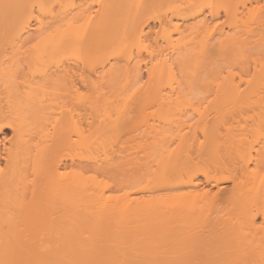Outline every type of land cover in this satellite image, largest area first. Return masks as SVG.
<instances>
[{"label": "bare ground", "instance_id": "bare-ground-1", "mask_svg": "<svg viewBox=\"0 0 264 264\" xmlns=\"http://www.w3.org/2000/svg\"><path fill=\"white\" fill-rule=\"evenodd\" d=\"M72 1L0 0V74L12 83L17 68L21 77L31 76H24L30 91L22 111L39 112L49 84L66 81L78 90L94 88L97 77L114 80L121 57L129 84L121 88L126 91L144 69L149 84L140 85L146 92L139 90L154 97L169 118L147 133L153 134L154 150L146 155L147 185L137 190L134 184L120 196L104 176L115 168L107 145L124 126L117 121L126 110L123 118L110 117L113 124L106 113V123L88 127L84 115L74 122L64 111L48 132L43 107L38 129L25 114L0 126V134L5 128L14 133L9 149L0 141L6 161L5 168L0 165V264H264V60L254 65L243 55L264 39L259 0H80L79 6ZM151 23L159 24L155 47L144 43ZM213 47L232 53L254 73H211L215 98L209 104L219 115L208 118L177 75L185 62L208 60ZM133 48H144L148 59L136 57ZM101 66L103 75L97 73ZM98 96L89 103L96 112L111 102ZM229 106L257 111V118L235 128L221 116ZM191 111L201 118L191 122ZM66 147L78 151L71 161L59 154ZM101 151L105 163L85 170V156ZM223 183L232 184L229 192Z\"/></svg>", "mask_w": 264, "mask_h": 264}, {"label": "rangeland", "instance_id": "rangeland-1", "mask_svg": "<svg viewBox=\"0 0 264 264\" xmlns=\"http://www.w3.org/2000/svg\"><path fill=\"white\" fill-rule=\"evenodd\" d=\"M74 1H72V2L75 3L74 5L77 4V6H79L78 3L82 2L80 0H74ZM98 1H100V3H101V0H98ZM98 1H97V3L92 2L94 5L93 8L95 11L99 9L98 4H100V3H98ZM259 2H260L259 5L264 7V0H259ZM81 5H82V3H81ZM222 22H224V18H222ZM255 24H257V23H255ZM151 25H152V27L149 30L150 35L148 36V39H151V40L146 39V41L144 43L146 44V46L151 44L152 45V46L150 45L151 47H153V46L155 47L156 46L155 45L156 44L155 38H156V33L158 32V29H159V24L151 23ZM258 25L259 24H257L256 27ZM148 41L150 43H148ZM145 44H143V45L145 46ZM143 49L144 48H142V50H141L142 53L140 50L135 51L136 49H134V48L132 51H134V53L137 52L138 54H140L139 56H137L138 55L137 53H136V55L134 54L136 57L142 58L143 61H146L148 59V57H147V54L145 52L146 50L144 51ZM218 50L219 49L213 47L212 51L210 52V57L209 58L207 57L208 60L206 59L207 61L203 60V58H200L201 62L197 61L198 59H195L196 62H194L193 64H191L193 61H190L191 63L189 61L187 63L185 62V64L183 63L184 64L183 67H180V69H178V70L180 71V74H181V72H185V74H188V75H184V73H182L181 76H179L180 75L179 73H178L179 75H177V77L182 78V79L181 78L180 79L184 82V85L187 84V86L189 85L188 87H191L193 89V93L195 94L196 100H193L192 102H194V101H195V103L198 102V105H196V107L198 106L199 112H204L205 113L204 116H208V118H213V117L219 115V113L218 114L215 113L216 112L215 107L213 109V107L209 104V102H211L213 100V98H215L214 95L212 94V89H211L212 87L208 86V84H209L208 81H209V79H211L209 77H210V75L212 76L211 73H214L219 77L220 74H218V73L223 74L225 72L223 75L221 74L222 76H224V75H226V73L228 71L231 70L233 73L245 76V74L247 73V71H246L247 68L251 71V74L254 73L252 71L253 67L249 68L250 65H248L249 67H247L246 65L240 66V64H238L239 61L236 59V57L234 58V55H230L232 53L229 52L230 54L227 55L228 52L227 53L223 52L224 53V55H223L221 50L220 51H218ZM7 55H9L8 52H7ZM243 55L246 57H249L250 58L249 60L252 61L251 63L254 65H257V64H255L256 62L254 61L255 62L254 63L253 60H257V62H261L260 60L263 61L264 60V39L262 41L256 40L255 43H253L252 45L249 46L248 50L245 53H243ZM108 57H110V56L109 55L106 56V59H108ZM112 58L109 59V62H107V65L109 64L111 66L110 62H114V60H113L114 58L113 59ZM100 60H102V59H100ZM115 60L118 61L117 59H115ZM116 61H115V63H116ZM119 61L120 62L122 61L121 57H120ZM119 61H118L117 67H121V68L120 69L118 68L120 71V72L119 71L118 72H119V75H121V74L122 75L119 77V75L117 74L118 72H117L116 73V75H118V76H116L117 79H116V77H114L116 80L110 79L111 77L109 78L108 76L106 78H104L101 82H99L100 79L99 80L97 79L98 77L96 78L97 80L96 79L92 80L93 83H95V82L97 83V84L95 83L96 84L95 86L96 87L98 86L99 89L98 88L95 89L94 85H93L94 88H92L91 86L90 87L89 86L82 87L79 85L78 90H76L75 88L72 89L71 87H69V86H71V84H70V82H66V81H64L62 83H61V81L57 82L58 84L61 83L59 85L49 84L50 86L44 88L45 90L47 89V91H46L47 95L45 94V99H43L44 101L46 100L43 104L44 106H42V109L39 108V112H41V111L43 112V107H45V109H44V111L46 110L45 113L47 112L46 114L48 115V113H49V115H50V118H49V115L47 118V119H50V120H48L49 122L47 121V123H49L50 125H47V123H46V125L49 126L47 128V129H49L48 132H51L50 130H52V125L55 123L53 125V126H55L56 122L61 119V117H62L61 115H63L62 112H64V111L67 112L66 113L67 116L73 118L72 120L74 122L80 118L81 114L84 115L85 119H86L85 126L88 127L89 124L95 125V126L100 125L103 122V120L107 117H109V119L112 118L113 120H115L116 118H118L120 116V113H121V117L122 116L124 117L125 116L124 110H126V117L125 118L122 117L123 119H121V121L119 120V122L117 121V123L121 122V124L125 122L124 126H121L123 128L120 127V129H119L120 132L117 133L118 135L115 134V136L113 137L114 139L113 138H112L113 140L111 139L113 144L108 142L109 144H112V145H110V146L107 145L108 146L107 149L111 148V150L109 149V151L106 152V149H105V151H104V152H106V155L109 156V154H110L109 157L113 158V161L111 160L112 161L111 163H113L112 165L115 168L113 171L112 170L110 172L108 171V173L105 176L103 175V173H102V175L104 176V179L107 180V182L112 183L113 194L116 196L123 195L124 193L132 190L131 187L134 184H138V185L140 184V186H138V185L136 186L137 190H139L142 187H144L145 185H147L148 182H147L146 178H144L146 175L143 176V173L146 172L144 169L147 168L148 160H149V163L151 162L150 161L151 157H147V156H149L150 152L151 153L154 152V150L152 148L153 144H151V142H153L152 141L153 138L152 139L150 138L151 137L150 135H152V137H153V134L149 135L147 133L148 132L150 133L152 131V129H151L153 127L152 124H154L153 128H155V126H156V128H158L160 126H164V123L166 122V118H169V117H165V116H169V115H166L164 112L163 113L165 114V116L161 115L162 108L159 107L160 104L158 105V102L156 99L153 100L154 97L152 98V100L150 99V97H152V96L148 97L150 99V101H148L149 99H147V96H146L148 94L143 93V92H146L147 90L145 91L144 88L143 89L141 88V86L145 87V85H143V84H146V82L149 81L148 76H147V72L144 69L140 72L141 75L140 74L137 75V76H139V79L137 77V79L134 80L136 82L133 81L134 83H132V84L130 83L131 85L129 87H126V91H124V88H121L125 82L126 78L124 76H126V74L124 72V68H122V67H124V65H122V64L125 61L124 62L122 61L123 63H120ZM143 61L141 62L142 65L145 63V62L143 63ZM204 61H205V63H204ZM102 62H104V60ZM93 63H95V62H92V64ZM201 63L203 64V67H202ZM107 65H105V68L108 71L110 66L109 65L107 66ZM186 65H187V67H185ZM199 65H201V67H202L201 69H200ZM181 66H182V63H181ZM258 66H259V63H258ZM22 67L20 69H22ZM25 67L23 69H25ZM98 68L97 69L99 71L97 73H100V75H103L102 74L103 71L106 72L105 68H103L102 66L98 67ZM194 68H196V69H194ZM17 69H16V71H17ZM23 69H22V71H23ZM26 70L28 71L27 67H26ZM26 70H24V73L26 72ZM181 70H183V71H181ZM192 70H193V72H192ZM5 71L6 70H4V72ZM16 71L14 72V69H13L12 74H11L13 76V72H14V74L16 73L17 77H18L15 79V82H13V83H12V81H14V79H12L10 76H7V75L2 76L3 75L2 72H1L2 75L0 74V126H5L11 120L12 121L14 119L16 120L17 118H20L25 114V117L27 119H29V122L31 123L32 127L37 128V125L41 124V120H40L41 118L37 117L39 112L35 111V113H36L35 114V113H32L31 111L30 112L26 111V113H25L22 111L23 107L21 108V106H24L23 103L25 101V98L28 97V93L30 91L28 81L31 80L30 79L31 76L29 78L28 77L29 75L27 74L28 72L25 73L24 76H26V74H27L26 78H29V80L26 79L27 80V83H26V80H24V76L21 77V75H20L21 73L16 72ZM19 71L21 72V70H19ZM193 73L195 76H192ZM86 74L89 75L90 73L87 72ZM190 74H191V76H190ZM100 75H98V74L91 75V77L93 79L96 76H100ZM15 76L16 75H14L13 77L15 78ZM104 76H106V75H104ZM122 76H123V78H121ZM5 77L6 78L9 77V78L6 79ZM193 77H194V79H193ZM218 77H217V79H218ZM248 77H249V79L251 78L250 76H248ZM10 78H11V80H10ZM120 78H121V80H123V79L124 80L120 81L119 80ZM6 80L7 81L9 80V82L11 81L10 82L11 84L9 82H7ZM118 81H120V82H118ZM188 81H190L191 86H190V84H188L189 83ZM212 81H215V79L214 80L212 79ZM210 82H211V80H210ZM128 85L129 84L127 83L125 86H128ZM127 88H130V89L127 90ZM139 88H141L143 90V92L141 89L139 90ZM146 88H147V86H146ZM120 89L121 90L123 89L122 91H124L125 93L121 92ZM185 89H186V87H185ZM137 90L141 91V93ZM135 91L139 92L140 95H139V93H136V95L134 96ZM132 93H134V94H132ZM97 95L101 96L99 98V99H101L100 102L105 100L106 103H109L108 101H111L109 103V105H107L108 107L106 105H104L105 102L103 103V105L101 103L100 104V105H102L101 108L100 107H99L100 109L98 108L99 112L94 111L92 109V106L90 107V104H89L90 100H92L91 98L92 97L97 98L96 97ZM130 95L132 96V98ZM81 96H83V98H84L83 102L80 101L81 99L79 100V98H82ZM111 105H112V107L110 108ZM104 108H106V110H104ZM108 108H110V109H108ZM107 109L109 110L108 112H106ZM190 110H192V109L190 108ZM216 110L218 111V109H216ZM224 110H225L224 112L221 111V116H222V114L225 113L226 115L224 114L223 118H224V116H228L227 118L226 117L225 118L226 119L229 118L228 119L229 123L231 122L230 125L233 124L235 126V128H237V127L239 128V127H242L245 125L246 126L251 125L254 122L252 120L257 118L256 117L257 111H253L250 109L233 110L229 106V107H226V109H224ZM123 111H124V113H123ZM22 112H23V114H22ZM191 113H192L191 122H196L197 120H199L201 118L200 113H198V112L193 113L192 111H191ZM40 114L41 113H39V115ZM79 114H80V116H79ZM104 114H106L108 116L106 117V116H104ZM43 115H42V118L44 117L46 119L47 115L46 116H43ZM78 116H79V118H78ZM163 116H164V118H163ZM160 118H163V119L160 120ZM225 118H224V120H225ZM45 119L43 121H46ZM112 119L108 120V121L113 124V122L115 123V121H112ZM164 119H165V122H164ZM38 121H39V123H38ZM105 121H107V119H105L104 122ZM43 124H45V123H43ZM42 127H43V125H42ZM44 127H43V129H45ZM148 128H149V130H148ZM37 129L34 130V133H36V134L33 133V135H32L33 137H35L33 139V140H36L35 142H38L40 137H41L40 134L37 132ZM37 136H40V137H37ZM36 138H38V139H36ZM0 141L3 145H5L6 148L9 149L11 147V143L14 141L13 131L11 129L5 128L4 132L0 134ZM150 144H151V146H150ZM3 145H0V153H2L3 150L5 149V148L2 149ZM104 152L101 151L100 155L98 154V155H95L92 157H86L85 156V159H84V164L86 166L85 170L93 172V171H95L94 168L97 165L104 164L105 163L104 159L106 157V155H103ZM59 154L68 155V157H70L68 159L70 160L71 158H75L76 154H78V151L74 147L73 148L72 147H66V149H64V150L62 149ZM0 156H4V153H2V155H0ZM5 156H6V154H5ZM152 158H153V156H152ZM0 162H1L0 165H1L2 169L5 168V166H6L5 159L0 157ZM155 164H157V163L152 164V165H154L153 166L154 169L156 168ZM102 172H105V171H102ZM141 178H143V179H141ZM221 188L224 191L229 192L232 188V184L231 183H223V184H221ZM215 190H217V189H215ZM262 220L263 219H261V218L258 219V221H257L258 225H260V223L262 224V222H263Z\"/></svg>", "mask_w": 264, "mask_h": 264}]
</instances>
